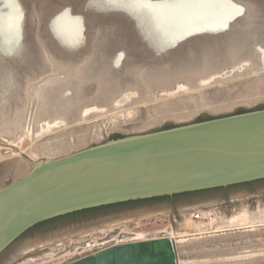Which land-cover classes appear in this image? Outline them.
Instances as JSON below:
<instances>
[{"label": "rangeland", "instance_id": "rangeland-1", "mask_svg": "<svg viewBox=\"0 0 264 264\" xmlns=\"http://www.w3.org/2000/svg\"><path fill=\"white\" fill-rule=\"evenodd\" d=\"M93 1L20 0L22 42H0V190L45 159L264 109V0H234L246 12L225 34L171 50L155 46L127 13ZM65 8L83 16L80 46L53 33L50 22ZM197 211L217 224L234 216L195 231L187 226ZM68 214L28 229L0 264H70L121 233L172 238L178 264H264V182ZM243 216L245 228L222 230Z\"/></svg>", "mask_w": 264, "mask_h": 264}, {"label": "water", "instance_id": "water-1", "mask_svg": "<svg viewBox=\"0 0 264 264\" xmlns=\"http://www.w3.org/2000/svg\"><path fill=\"white\" fill-rule=\"evenodd\" d=\"M123 12L141 28L133 14ZM262 179L264 109L116 139L45 159L0 190V254L28 229L73 211ZM70 264H178V259L175 243L166 237L121 243Z\"/></svg>", "mask_w": 264, "mask_h": 264}, {"label": "bare ground", "instance_id": "bare-ground-1", "mask_svg": "<svg viewBox=\"0 0 264 264\" xmlns=\"http://www.w3.org/2000/svg\"><path fill=\"white\" fill-rule=\"evenodd\" d=\"M91 4L130 12L137 19L143 34L155 46L167 50L175 49L195 36L225 34L243 15L244 8L234 0H95ZM22 7L20 0L0 2V42L8 48L22 42L25 18V9ZM50 24L53 33L63 44L76 47L84 43L83 17L73 14L70 8L56 14ZM260 50L264 64V49ZM121 60L122 55L116 62ZM118 104L121 102L118 101ZM52 126L60 125L57 123Z\"/></svg>", "mask_w": 264, "mask_h": 264}, {"label": "flooded vegetation", "instance_id": "flooded-vegetation-1", "mask_svg": "<svg viewBox=\"0 0 264 264\" xmlns=\"http://www.w3.org/2000/svg\"><path fill=\"white\" fill-rule=\"evenodd\" d=\"M239 4V3H238ZM71 12L73 13V14H75L72 10H71ZM75 15H77V14H75ZM80 16V15H79ZM82 16V15H81ZM83 17V16H82ZM83 23H84V19H83ZM84 34H85V31H84ZM199 36H203V35H199ZM195 37H197V36H195ZM209 191H211V190H209ZM197 192H208V190H206V191H197ZM197 192H191L192 194H194V193H197ZM202 214H207V213H203V212H200V211H197V213L195 214H193L194 216H193V218H192V220H190L189 221V223H188V226L187 227H189V228H191V229H194L195 231H198V229L200 230V229H202V227L204 226V227H209V228H213V229H215V227H217L216 225H225L226 224V222L228 221V219L230 218V217H232V216H234V215H232V216H230L229 218H227L226 219V221L225 222H223L222 224H217V219L213 216H209L208 218H200L199 217V215H202ZM238 215V214H237ZM200 219H203V220H206V221H201ZM238 219V218H237ZM235 219L234 221H232V222H230L229 224H234V223H237V224H245L246 222H247V220H248V217L247 216H243V217H241L240 219ZM229 224H227V226H226V228H230V227H228V225ZM244 226V225H243ZM193 227V228H192ZM243 228H245V227H243ZM243 228H240V229H243ZM219 231V230H218ZM225 231V230H224ZM229 231V230H228Z\"/></svg>", "mask_w": 264, "mask_h": 264}, {"label": "built area", "instance_id": "built-area-1", "mask_svg": "<svg viewBox=\"0 0 264 264\" xmlns=\"http://www.w3.org/2000/svg\"><path fill=\"white\" fill-rule=\"evenodd\" d=\"M120 236H121V238H119ZM129 236H130L129 234L121 233V235H118V240L119 241H117L115 239H109V241L103 242V244L101 243V245H103V247L101 249H98L96 251H92V252L88 253L87 255L96 254V253H98L100 251H103V249H106V248H109V247H113V246H118L121 243H135L136 241H133L132 238L130 240H128L130 238ZM107 243H109V244H107ZM87 255L85 257H87ZM79 259H81V258H79ZM76 260H78V259H76Z\"/></svg>", "mask_w": 264, "mask_h": 264}, {"label": "trees", "instance_id": "trees-1", "mask_svg": "<svg viewBox=\"0 0 264 264\" xmlns=\"http://www.w3.org/2000/svg\"><path fill=\"white\" fill-rule=\"evenodd\" d=\"M239 114H243L242 113H239ZM260 182H264V179L260 180V181H255V182H250V183H244L242 185H251V184H259ZM235 186H238V185H235ZM229 187H232V186H228ZM218 189H225V188H216V190ZM206 191V190H204ZM209 191V190H208ZM181 194H192V193H181ZM180 194V195H181ZM137 200H142V199H137ZM126 202V201H125ZM128 202H133V201H128ZM118 203H122V202H118ZM118 203H115V204H106V205H102V206H99V207H90V208H86L84 210H78V211H73V212H70L68 215L72 214V213H80V212H86V211H91V210H97V209H101L102 207H107V206H112V205H118ZM63 216V215H62ZM66 216V215H65ZM60 217V216H59Z\"/></svg>", "mask_w": 264, "mask_h": 264}]
</instances>
